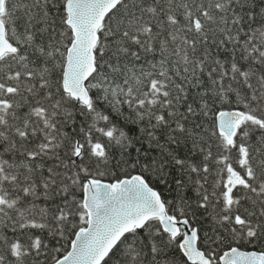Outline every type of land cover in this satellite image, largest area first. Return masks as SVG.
Listing matches in <instances>:
<instances>
[{"label": "snow or ice", "instance_id": "1", "mask_svg": "<svg viewBox=\"0 0 264 264\" xmlns=\"http://www.w3.org/2000/svg\"><path fill=\"white\" fill-rule=\"evenodd\" d=\"M0 264H264V0H0Z\"/></svg>", "mask_w": 264, "mask_h": 264}, {"label": "trees", "instance_id": "2", "mask_svg": "<svg viewBox=\"0 0 264 264\" xmlns=\"http://www.w3.org/2000/svg\"><path fill=\"white\" fill-rule=\"evenodd\" d=\"M101 107H104L103 105H101ZM114 120H117V118L115 116H113ZM118 122V120H117ZM163 142V141H162ZM137 147H140V145H137ZM167 147V146H166ZM144 148L147 150L148 152V156L150 158H154V159H159L161 156V149L159 147H156L155 145H153L151 148L148 147L147 142H144ZM128 173L129 175H135V174H144L146 177L150 178V183L157 187L158 190H160L165 198V200L167 201H172L173 202V209L175 207V197H176V192L175 191H171L169 189L174 188L175 185H169V188H164L163 186H161L158 182H157V177L154 174V171H150V170H145V169H128ZM124 178V172L123 171H117L115 176L109 175V176H105L103 177V179L107 182H113L116 179H122ZM189 215L191 216V213L189 212ZM206 217L204 215H198L196 216L194 219H192L190 222L192 224L193 227H203L205 230H207L210 225L205 223L203 225H201V221H205ZM142 235L147 236V232L142 230ZM70 239H74V237H70ZM68 245L67 243L65 244V248H67ZM247 247H251V246H245ZM226 250V248H225Z\"/></svg>", "mask_w": 264, "mask_h": 264}, {"label": "water", "instance_id": "3", "mask_svg": "<svg viewBox=\"0 0 264 264\" xmlns=\"http://www.w3.org/2000/svg\"><path fill=\"white\" fill-rule=\"evenodd\" d=\"M107 182V181H106ZM114 182V181H113ZM190 231V230H189Z\"/></svg>", "mask_w": 264, "mask_h": 264}]
</instances>
